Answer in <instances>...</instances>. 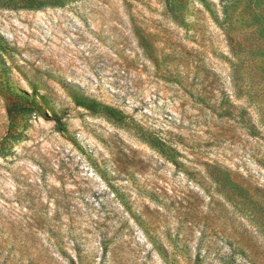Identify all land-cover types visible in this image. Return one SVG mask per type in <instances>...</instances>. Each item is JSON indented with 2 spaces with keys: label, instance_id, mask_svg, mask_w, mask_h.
I'll return each mask as SVG.
<instances>
[{
  "label": "rangeland",
  "instance_id": "obj_1",
  "mask_svg": "<svg viewBox=\"0 0 264 264\" xmlns=\"http://www.w3.org/2000/svg\"><path fill=\"white\" fill-rule=\"evenodd\" d=\"M43 1L0 0V264H264V0Z\"/></svg>",
  "mask_w": 264,
  "mask_h": 264
},
{
  "label": "trees",
  "instance_id": "obj_2",
  "mask_svg": "<svg viewBox=\"0 0 264 264\" xmlns=\"http://www.w3.org/2000/svg\"><path fill=\"white\" fill-rule=\"evenodd\" d=\"M21 2H22V6L24 7V8H27V9H38V8H40V7H42L44 4H46V2L45 1H43V0H20ZM107 110H109V111H113V109L112 108H110V107H105ZM24 109V107H22V106H18V107H11L10 109H9V114H12V112H18V111H21V110H23ZM11 116V115H10ZM54 121H55V123H56V125H57V127L59 128V129H61V130H63V128H62V124H61V121H60V118H58V117H55L54 118Z\"/></svg>",
  "mask_w": 264,
  "mask_h": 264
}]
</instances>
